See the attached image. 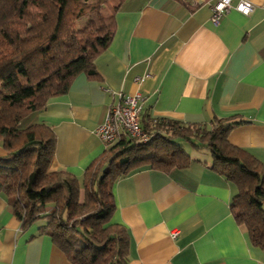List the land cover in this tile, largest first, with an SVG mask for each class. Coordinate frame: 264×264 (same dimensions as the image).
<instances>
[{
	"label": "crops",
	"instance_id": "1",
	"mask_svg": "<svg viewBox=\"0 0 264 264\" xmlns=\"http://www.w3.org/2000/svg\"><path fill=\"white\" fill-rule=\"evenodd\" d=\"M216 1L121 5L113 39L94 61L98 79L77 75L66 94L27 117L26 124H44L55 136L50 172L65 171L82 182L106 149L95 131L119 92L139 93L153 120L234 124L228 142L264 165V0H247L253 4L248 15L232 0L213 24ZM182 146L191 160L187 167H142L112 185L111 223L127 232L128 264H264V250L232 216L235 185L209 169L207 150ZM39 226L22 227L0 193V264H70ZM173 230L179 231L175 239Z\"/></svg>",
	"mask_w": 264,
	"mask_h": 264
},
{
	"label": "trees",
	"instance_id": "2",
	"mask_svg": "<svg viewBox=\"0 0 264 264\" xmlns=\"http://www.w3.org/2000/svg\"><path fill=\"white\" fill-rule=\"evenodd\" d=\"M0 0V193L22 227L39 223L70 264H128L129 238L111 223L112 185L142 167L169 172L191 160L182 143L205 149L209 169L237 188L230 210L254 247L264 250V165L232 146L234 124L213 119L212 126L180 125L150 119L149 135L137 143L125 135L89 167L82 182L65 171L50 172L55 136L44 124H26L51 98L68 92L85 74L97 80L95 59L110 45L114 15L126 0Z\"/></svg>",
	"mask_w": 264,
	"mask_h": 264
},
{
	"label": "built area",
	"instance_id": "3",
	"mask_svg": "<svg viewBox=\"0 0 264 264\" xmlns=\"http://www.w3.org/2000/svg\"><path fill=\"white\" fill-rule=\"evenodd\" d=\"M232 0H217L211 8V22L216 24L231 6ZM234 9L244 15H248L253 4L247 0H239ZM142 78H135V82H141ZM143 112V97L136 93L127 95L122 92L117 94L116 102L112 103L105 114L103 122L97 127L95 133L103 141L105 146L110 145L125 135L134 139L137 143H145L149 135L142 130L140 120ZM179 235L178 230H173L171 236L175 239Z\"/></svg>",
	"mask_w": 264,
	"mask_h": 264
},
{
	"label": "rangeland",
	"instance_id": "4",
	"mask_svg": "<svg viewBox=\"0 0 264 264\" xmlns=\"http://www.w3.org/2000/svg\"><path fill=\"white\" fill-rule=\"evenodd\" d=\"M113 4H114V0L111 1V2H109V5H108L106 8H102V13H103V15L108 16V15L110 14L109 7H110V6L112 7ZM28 116H29V115H28Z\"/></svg>",
	"mask_w": 264,
	"mask_h": 264
}]
</instances>
